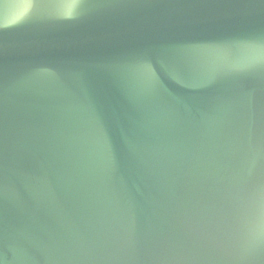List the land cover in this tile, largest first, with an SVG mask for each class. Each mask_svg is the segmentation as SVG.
Instances as JSON below:
<instances>
[{
    "label": "water",
    "instance_id": "water-1",
    "mask_svg": "<svg viewBox=\"0 0 264 264\" xmlns=\"http://www.w3.org/2000/svg\"><path fill=\"white\" fill-rule=\"evenodd\" d=\"M0 264H264V0H0Z\"/></svg>",
    "mask_w": 264,
    "mask_h": 264
}]
</instances>
